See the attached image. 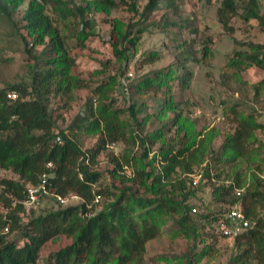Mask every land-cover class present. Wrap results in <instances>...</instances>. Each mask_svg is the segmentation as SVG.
I'll return each mask as SVG.
<instances>
[{
  "label": "trees",
  "instance_id": "16d2710c",
  "mask_svg": "<svg viewBox=\"0 0 264 264\" xmlns=\"http://www.w3.org/2000/svg\"><path fill=\"white\" fill-rule=\"evenodd\" d=\"M23 1L0 0V12L10 18ZM159 1L147 0L142 14L154 11ZM85 2L66 7V1L62 0H28L20 14L24 50L34 58L31 52L41 46L37 59L41 69L32 71L29 84L19 82L0 87V169L17 175V178L0 175V264H39L43 246L59 236L71 240L50 252L46 264H146V243L160 235L169 218L178 226L175 233L194 243L174 257L158 258L163 264H196L212 253L213 244L223 236L217 221L235 202L241 205L249 226L232 237L235 251L228 264H264V120L256 116L253 105L250 110L231 106L235 127L222 135L216 148L213 146L219 134L216 127L197 128L195 120L181 110L174 96L175 88L189 86L193 74L187 61L194 55L186 48L187 41L175 46L178 49L175 65L150 69L128 82L126 88L131 93L128 103L113 106L117 99L116 77L109 75L91 88V95L66 131L56 129L47 95L71 93L89 83L72 73L75 55L46 6L59 12L61 18L79 16L75 46H83L90 35L86 29L89 12L99 11L109 17L120 4L132 12L140 9L135 0ZM175 2L166 0L170 6H175ZM259 2L245 1L244 19L260 20ZM237 6V0H221L217 16L224 28H229L228 22ZM108 20L114 52L127 61L136 45L137 33L144 31L146 24L135 33L136 23L116 16ZM168 22L163 19L164 25ZM242 44L246 47L233 51L227 62L235 76L237 71L249 67L264 71V42L246 40ZM209 50L203 46L202 54L207 55ZM157 58L155 51L148 55V61ZM253 87L255 94H259L264 89V77ZM10 91L17 92L16 98L7 97ZM145 94L153 98L152 114L161 124L140 135L135 127L148 121V116L141 119L137 116L145 106L140 99ZM124 114L133 123L123 119ZM84 134L97 135L94 145L87 150H82L80 144ZM112 142L124 145L118 155L108 154L111 163L108 174L113 185L99 187L102 172L92 165ZM127 167L131 168L130 174L125 171ZM43 172L54 193L77 195L81 201L30 214L22 221L20 214L27 208L21 202L26 187L36 184ZM197 174L199 177L193 184V175ZM203 186L209 189V198L198 196L203 201L188 203ZM235 187H243L238 196ZM95 193L109 200L96 211ZM5 227L11 233L16 232L15 237H9Z\"/></svg>",
  "mask_w": 264,
  "mask_h": 264
},
{
  "label": "rangeland",
  "instance_id": "374dc122",
  "mask_svg": "<svg viewBox=\"0 0 264 264\" xmlns=\"http://www.w3.org/2000/svg\"><path fill=\"white\" fill-rule=\"evenodd\" d=\"M62 1H66V7L86 3L85 0ZM135 1L140 6L138 12H132L120 4L109 16L136 23L133 26L135 33L146 24V29L137 33L136 45L131 49L127 61L120 59L114 52L110 41L109 17L104 13L91 11L87 14L89 24L86 29L90 35L85 39L83 46H75L74 36L80 29L79 16L67 15L61 18L59 12L49 5L46 6L54 23L66 35L68 45L75 55L76 64L72 68V73L89 83L87 87L75 88L71 93L55 92L53 94L51 92L47 95L48 109L53 115L57 130L66 131L68 124L82 110L86 99L91 95V88L109 75L116 77L117 99L113 106L128 103L131 100V93L126 88L128 82L150 69L175 65L178 53L175 46L182 41L188 42L186 48H190L194 55L190 56L192 60L187 61L193 74L189 86L185 89L175 88L174 96L181 110L187 111V115L195 120L197 128L216 127L219 134L213 142L215 148L220 143L222 135L235 127V116L230 110L231 106L236 105L237 109L250 110V106L253 105L257 112L256 116L264 120V89L256 95L253 87L264 77V71L249 67L240 72L237 71L235 76L234 69L227 66L233 51L246 47L242 44L243 41L264 42V0L259 2L260 20L244 19L243 4L246 0H237V11L228 22L229 28H224L217 16L221 0H176L175 6L168 5L166 0H160L157 8L145 16L141 10L147 0ZM27 2L28 0H24L10 18L0 12V87L19 82L29 84L32 71L41 69V64L37 61L41 46H36L31 52L34 58L24 50L22 40L24 30L21 27L20 14ZM142 17H145L143 21H141ZM163 19L169 21V24L164 25ZM178 23H184L186 26L180 28ZM203 46L210 49L207 55L202 54ZM151 51H155L159 58L148 61ZM129 72L132 74L129 75ZM140 99L145 102V106L137 112V116L139 119L143 115L148 116V121L138 124L135 130L140 135H144L158 127L161 121L152 114L155 111L153 98L145 94ZM93 100L95 101V98ZM216 115L221 118L216 120ZM122 118L133 123L131 119L128 120L129 117L126 114L122 115ZM96 139L97 135L93 134L81 136L82 150L93 146ZM123 146L121 142H113L112 146L108 145L92 165L102 172V177L97 184L99 187L113 185L108 174V169L111 167L108 154L118 155ZM136 149L137 146H134V150ZM152 153L150 149L148 154ZM130 170L131 168L127 167L125 171L130 174ZM0 175L17 178V175L10 170L0 169ZM198 196L208 199L209 189L203 186L196 191L195 196L188 199V203L203 201ZM80 201L77 195L70 197L65 203H58L53 198L47 197L46 201L41 202L39 206L24 208L20 214L21 220L26 221L30 214H41L59 206L76 204ZM104 201L109 200L100 197L93 203V209L95 211L101 209ZM201 206H198L199 210L202 209ZM177 227L173 219H167L160 235L146 243V264H163L159 256L174 257L175 254H180L193 245V240L175 233ZM7 235L15 237L16 232L8 231ZM232 239L226 236L218 237L213 244L212 253L203 256L196 264H228L229 257L235 251ZM70 240L69 237L59 236L48 241L40 251L39 264H46L48 254L66 245Z\"/></svg>",
  "mask_w": 264,
  "mask_h": 264
},
{
  "label": "built area",
  "instance_id": "2783aa9c",
  "mask_svg": "<svg viewBox=\"0 0 264 264\" xmlns=\"http://www.w3.org/2000/svg\"><path fill=\"white\" fill-rule=\"evenodd\" d=\"M132 73L129 72V75ZM17 92L10 91L7 93L8 98H16ZM216 120H219L221 116L216 115ZM59 140V137H57ZM113 142L109 145L112 146ZM51 165V163H48ZM199 174L193 175L192 183L196 184ZM243 191V187H235V194L238 196ZM54 197L60 203H65L70 197L74 195L61 196L59 194L54 193L50 185L48 184L47 174L43 172L40 175L39 181L36 184H29L26 187V195L25 198L21 201L26 207H36L41 204V202L46 201L47 197ZM100 199V195L95 193L93 202H96ZM191 210L196 211V207L193 206ZM249 226V220L245 217L242 207L239 203H233L228 207L223 217L219 218L217 221L218 231L223 236L226 237H234L238 233H240L245 227ZM7 230V228H4Z\"/></svg>",
  "mask_w": 264,
  "mask_h": 264
}]
</instances>
